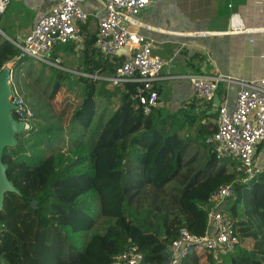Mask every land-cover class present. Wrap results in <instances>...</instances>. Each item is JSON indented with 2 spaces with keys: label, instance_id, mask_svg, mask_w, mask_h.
Returning <instances> with one entry per match:
<instances>
[{
  "label": "trees",
  "instance_id": "obj_1",
  "mask_svg": "<svg viewBox=\"0 0 264 264\" xmlns=\"http://www.w3.org/2000/svg\"><path fill=\"white\" fill-rule=\"evenodd\" d=\"M95 40L86 42L77 70L115 75L118 62L103 56ZM20 55L0 33V73L10 61L34 60ZM193 61L198 73L203 59L196 54ZM70 77L57 71L54 90ZM77 81L83 84L81 102L68 126L50 107L30 108L31 129L17 133L16 145L4 152L2 162L17 192L5 193L0 210V264H112L131 245L144 255L143 264H171L170 246L180 231L204 236L210 197L230 184L235 198L225 205L240 245L226 259L264 264L263 179L242 182L235 163L213 152L202 156L199 148L192 153L191 137L181 135L216 113L188 108L165 113L158 104L146 115L136 84L111 89L101 80ZM118 97L115 112L93 129L97 98L102 103ZM211 127L199 125L205 145L216 130ZM94 213L114 220L102 234H91L98 223ZM246 240L254 242L251 248L243 246ZM96 241L99 252L91 248ZM198 250L192 247L181 264H217L214 251Z\"/></svg>",
  "mask_w": 264,
  "mask_h": 264
},
{
  "label": "built area",
  "instance_id": "obj_2",
  "mask_svg": "<svg viewBox=\"0 0 264 264\" xmlns=\"http://www.w3.org/2000/svg\"><path fill=\"white\" fill-rule=\"evenodd\" d=\"M13 1L15 0H0V17ZM86 1L88 0H60L51 13L38 20L23 43L12 42L20 49V58L30 57L37 62L61 67L58 60L50 61V55L57 45L79 42L81 25L88 20L83 9ZM99 1L105 14L99 20L96 47L103 56L115 58L118 67L112 76H83L104 81L112 89L121 88L127 83L136 84L144 113L150 115L159 102L157 85L163 79L161 72L166 63L156 53V41L133 29L139 28L138 17L156 0ZM236 33L250 34L249 31ZM15 63L10 61L5 67L11 69ZM176 78L189 82L196 99L206 110L214 106L221 84L240 85L233 110L226 105L216 108V130L207 137L206 144L218 160L235 163L242 182L264 181V77L254 81H238L216 73L211 76L187 75ZM9 82L12 90L10 101L16 107L14 115L24 130H30L29 120L33 112L21 95L13 76ZM234 198L235 189L232 184L211 195L207 208L206 234L197 236L182 229L170 246L171 264H181L192 247H203L225 254L236 250L240 240L225 205ZM143 257L138 246L131 245L124 253L116 256L112 264H143Z\"/></svg>",
  "mask_w": 264,
  "mask_h": 264
},
{
  "label": "crops",
  "instance_id": "obj_3",
  "mask_svg": "<svg viewBox=\"0 0 264 264\" xmlns=\"http://www.w3.org/2000/svg\"><path fill=\"white\" fill-rule=\"evenodd\" d=\"M59 1H13L0 20L12 29L20 30L14 31V38L5 37L11 42L23 43L38 20L51 13ZM83 9L88 20L81 25L79 42L57 45L50 55V60H58L61 68L65 64L63 56L67 59L75 56L82 62L86 42L97 38L99 20L105 14L103 6L99 0H88ZM145 12L141 18L138 17L139 28L133 30L154 39L156 53L166 63L161 72L163 79L157 85L158 104L165 107V113L167 108H173L169 113L183 108L197 114L206 111L196 99L189 82L176 77L216 73L238 81L264 77V0H156ZM241 31H249L250 34L236 33ZM196 54L203 59L198 73H194L196 62L192 63ZM67 70L69 73H65L71 76L70 80L84 77L77 68L69 66ZM239 91V84H221L218 90L220 106L226 105L233 110ZM213 108L209 111L217 116V107L214 105ZM216 116L199 123L210 122L215 129Z\"/></svg>",
  "mask_w": 264,
  "mask_h": 264
},
{
  "label": "rangeland",
  "instance_id": "obj_4",
  "mask_svg": "<svg viewBox=\"0 0 264 264\" xmlns=\"http://www.w3.org/2000/svg\"><path fill=\"white\" fill-rule=\"evenodd\" d=\"M145 12V11H144ZM144 12L139 16L141 18ZM147 12V11H146ZM145 12V13H146ZM4 18V17H3ZM8 18V15L5 16V19ZM13 27L7 26L2 20H0V31L6 35L7 38H14V31L20 29H12ZM65 64L64 68L55 66L53 64H47L36 62L34 60H28L23 64H18L13 68V77L17 87L20 90L21 95L26 100L27 105L31 109L39 111V108L50 107L53 112L62 115L64 117L65 126H68L71 122L72 115L75 110L78 108L81 102V90L83 89V84L77 83V79L65 81L64 84H61L56 90L55 80H52V76L58 72H68L67 68H79L81 65V60L75 56H70V59H67L63 56ZM69 65V66H68ZM75 72V71H74ZM73 72V74H75ZM77 75V74H75ZM98 108L97 114L93 123V129L95 127L101 129L104 126L105 122L111 117V115L118 108L120 103V97L113 98L110 101H103L102 103L97 98ZM45 106H43V105ZM48 109V108H47ZM173 108H167L168 112ZM36 124H39L37 118L34 119ZM200 123H197L194 128L184 131L181 135L183 138L186 136L191 137L190 151L193 153L199 148L202 156H209L212 149L204 144L203 137H200L198 134V128ZM95 217L98 219V223L91 234H102L108 226L114 223L113 219L107 217H99L97 213H94ZM95 235V234H93ZM252 240H246L243 243V246L246 248H251L253 246ZM91 248L99 252V244L97 241L91 246ZM198 253L203 254L205 249L203 247H198ZM229 255L221 251L215 252L214 257L217 264H230L226 259Z\"/></svg>",
  "mask_w": 264,
  "mask_h": 264
},
{
  "label": "water",
  "instance_id": "obj_5",
  "mask_svg": "<svg viewBox=\"0 0 264 264\" xmlns=\"http://www.w3.org/2000/svg\"><path fill=\"white\" fill-rule=\"evenodd\" d=\"M13 68L3 67L0 73V210L3 205L5 193L9 191L17 192L12 182L8 179V166L2 162L4 152L6 148L16 145V134L24 129L23 125L16 120L14 116L16 107L10 101L12 90L9 80ZM214 105L215 107L221 105L218 95L214 101ZM33 206H36L35 202H33Z\"/></svg>",
  "mask_w": 264,
  "mask_h": 264
},
{
  "label": "clouds",
  "instance_id": "obj_6",
  "mask_svg": "<svg viewBox=\"0 0 264 264\" xmlns=\"http://www.w3.org/2000/svg\"><path fill=\"white\" fill-rule=\"evenodd\" d=\"M0 33L4 36V33L2 32V31H0ZM5 37V36H4ZM50 61H52V60H50ZM53 62V61H52ZM6 65V64H5ZM5 65H4V67H5ZM12 67H15V65H13ZM12 67H11V69H12ZM13 71V70H12ZM11 76H13V72L11 73ZM13 79H14V77H13ZM15 116V115H14ZM16 120H17V118H16ZM18 121V120H17ZM19 122V121H18ZM20 123V122H19Z\"/></svg>",
  "mask_w": 264,
  "mask_h": 264
}]
</instances>
